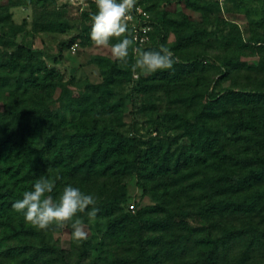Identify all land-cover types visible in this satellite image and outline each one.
I'll return each mask as SVG.
<instances>
[{"label": "rangeland", "instance_id": "rangeland-1", "mask_svg": "<svg viewBox=\"0 0 264 264\" xmlns=\"http://www.w3.org/2000/svg\"><path fill=\"white\" fill-rule=\"evenodd\" d=\"M191 1L161 0L157 5V11L168 9L171 19L190 22L189 36L183 38V30L166 24L164 46L175 53L173 69L129 74L130 67L121 64L110 83L113 94L104 98L109 107L115 106L108 119L121 132L137 139L143 152L158 150L159 155L141 167V181L149 190L138 185L137 172L108 177L88 175L86 168L73 176L65 172L66 185L54 199L58 202L64 187L71 185L93 195L100 208L127 183L128 196L115 215L123 220L124 229L110 230L115 216L98 213L90 221L81 213L88 236L79 244L72 239L71 222L63 229H38L52 241L44 240L42 233L35 240L4 234L0 252L6 258L0 253V264H264V179L248 188L254 210H205L222 191L226 197L234 194L226 191L231 188L226 171L243 173L241 157L256 148L264 154V0H199L207 5L199 10ZM8 11L20 29L15 44L0 40V63L5 64L0 78L6 83L0 84V121L18 97L32 106L33 98L43 94L44 101L69 120L91 123L92 115L84 117L80 111L86 104L100 109L103 95L88 85L104 81L108 59L115 60L111 45L119 42L111 38L108 48H98L91 41L84 28L92 23L95 5L87 0H0V12ZM58 18L67 22L63 30L45 28ZM2 24L0 30L9 29ZM158 44H147L137 53L129 50L133 63L145 51H158ZM18 45L42 50L38 59L52 72L42 76L39 87L30 89L31 73L10 65L13 59H27L16 54ZM85 95L90 98L87 103ZM251 119L256 131L248 128ZM5 121L12 124L9 116ZM187 121L206 128H187ZM73 129L72 122L62 133ZM202 154L209 156L207 161L200 160ZM160 164L168 169L153 174L151 169ZM257 166L253 163L248 169ZM208 177L216 180L211 183ZM156 204L164 208L160 219L172 225L137 229V213ZM25 246L43 249V255L37 260L31 253L5 251Z\"/></svg>", "mask_w": 264, "mask_h": 264}, {"label": "trees", "instance_id": "trees-1", "mask_svg": "<svg viewBox=\"0 0 264 264\" xmlns=\"http://www.w3.org/2000/svg\"><path fill=\"white\" fill-rule=\"evenodd\" d=\"M160 1L147 0V8L151 11L154 20L152 39L148 43L149 46L158 43L160 46L165 44L167 22L175 24L177 29L183 30L184 33L181 34V38L185 35L189 36L190 22L188 19H171L168 16L169 10L164 7L157 11V5ZM191 2L192 6L198 10L201 7H207L206 3H202L199 0H192ZM91 3L95 5L98 11L95 1H91ZM0 23L9 25L8 30H0V40L6 39L8 42L15 44L16 33L20 26L12 20V13L9 11L6 14L0 12ZM47 23L49 24L45 25V28L51 30H63L67 26V22L60 18ZM84 30L91 33V25H86ZM125 35L129 39H133L129 31ZM74 39L75 37L71 41ZM17 49L16 54H25L27 59L23 61L13 59L10 65L31 73L33 78L30 83H27L30 89L39 87L42 76H47L48 73L52 72L51 70L48 71L45 61L38 59V55L42 53V50L33 49L26 45H18ZM129 50L133 52L134 42ZM132 52L127 64L117 60L111 61L107 58L110 67L106 72L104 81L99 84L88 85L93 90L101 91L103 95V98L99 100L100 109L94 111L93 105L86 104L82 111L79 110L82 115L84 114V117L88 114L92 115V122L89 124L85 120H69L62 110L53 109L51 102L46 103L43 99V94L33 98L32 103L34 105L32 106L24 104L25 99L18 97L14 104L10 105L9 111L2 114L3 120L0 121V239L4 234L7 237L25 234L30 239L35 240L41 236V233L44 240L47 238V234L38 231L37 228L27 227L23 214L15 212L12 208L15 201L22 199L25 191L33 190L35 182L39 179L52 178L55 187L49 195L53 199H57L60 187L66 185L63 184L67 177L66 173L73 176L81 173L86 168L88 175L98 174L108 177H110V174L126 175L137 172L138 185L145 192L149 190L146 184L141 181V167L144 161H151L158 156V150L143 152L138 145L137 139L121 132L114 120L108 119L112 118L109 114L115 112V106L109 107L104 102L106 96L113 94L110 90V83L115 80L117 71L121 69V64L130 67L128 73H131V65L133 64ZM4 67L5 64L1 62L0 71ZM0 84L6 85L1 78ZM83 97L85 103L90 101L87 95ZM8 116L11 118V125H6L5 120ZM72 122L74 123L73 131L63 134L62 130L66 129ZM192 125L199 129L206 128L204 125L200 127L197 121H187V128ZM248 128H252L254 131L257 130L258 127L254 119H251ZM226 155L221 153L220 157ZM198 157L200 160L207 161L209 156L202 154L198 155ZM239 162L245 169L243 173L235 175L230 171H226L224 174L231 180V188H226V191L234 194L226 197L223 196L224 192L222 191L220 197L214 199L205 210L220 209V211L248 212L255 209V199L248 196V188L252 187L256 181L264 179V154L256 148L252 155L241 157ZM253 163L260 164V167L248 169V165ZM166 168L168 169L166 165L160 164L159 166L155 165L151 171L153 174H157L166 170ZM208 180L212 183L216 178L208 177ZM241 195L243 197L239 199ZM127 196V183H123L112 198L106 199L105 204L100 207L101 209L99 208L100 211L98 213L107 217L115 216ZM162 210L164 208L158 204L146 206L140 210L135 220L137 229L143 231L144 227L157 230L169 228L172 224L161 220L159 217ZM121 217H126V214L124 216L121 215ZM18 219H20V222H17ZM119 219L117 216L114 217L110 230L111 228L113 231L124 229L123 220ZM122 226L123 228H121ZM52 239L51 236L47 238L49 241H52ZM159 239L160 237L157 238L156 242L160 241ZM5 251L8 254L31 253L30 255L37 260L43 255V249H31L29 246L9 247ZM0 253L2 256L5 255L4 257L6 258L4 251Z\"/></svg>", "mask_w": 264, "mask_h": 264}, {"label": "clouds", "instance_id": "clouds-1", "mask_svg": "<svg viewBox=\"0 0 264 264\" xmlns=\"http://www.w3.org/2000/svg\"><path fill=\"white\" fill-rule=\"evenodd\" d=\"M95 3L98 11L91 17V41L98 48H108L111 38H117L119 42L111 45V55L115 60L127 64L129 49L134 41L125 34L128 33V21L132 18L130 13L136 0H95ZM121 37L124 38L119 39ZM175 63L173 52L161 45L158 51L141 53L131 65V70L133 73L139 70L144 75H150L171 70ZM54 187L52 180H37L33 190L25 191L22 199L13 203V210L22 213L25 221L39 230L46 231L53 227L63 229L71 222L73 241L77 244L84 242L88 234L79 214L86 213L90 221L95 220L100 211L96 207V198L67 185L56 202L48 195Z\"/></svg>", "mask_w": 264, "mask_h": 264}, {"label": "built area", "instance_id": "built-area-1", "mask_svg": "<svg viewBox=\"0 0 264 264\" xmlns=\"http://www.w3.org/2000/svg\"><path fill=\"white\" fill-rule=\"evenodd\" d=\"M130 15L132 18L128 21V31L132 34L134 51L137 53L151 41L154 20L151 11L147 8V0H136Z\"/></svg>", "mask_w": 264, "mask_h": 264}]
</instances>
